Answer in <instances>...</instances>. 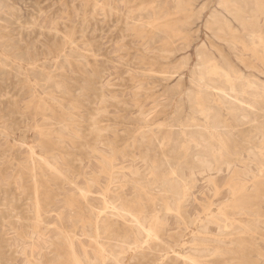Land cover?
Wrapping results in <instances>:
<instances>
[{
	"label": "bare ground",
	"instance_id": "obj_1",
	"mask_svg": "<svg viewBox=\"0 0 264 264\" xmlns=\"http://www.w3.org/2000/svg\"><path fill=\"white\" fill-rule=\"evenodd\" d=\"M197 1L161 0L160 4L152 6V15H148L150 19L147 21L141 14L142 18L137 20L127 16L130 19L126 23L130 26L128 29L141 36H151L154 44L162 41L160 56L167 63L163 79L179 77L166 92L171 97L176 93L181 97L171 119L157 122L154 127L153 119L144 118L120 146L119 129L112 126L106 108L93 109L87 118L77 100L70 101L72 104L68 107L61 104L54 109L46 98L37 94L36 87L41 83L33 81L30 84L29 89L38 102L36 114L43 119L34 122L38 147L43 152L38 154L35 146L28 149L27 165L34 180V214L24 217L26 229L21 234L14 222H8L24 239L35 243L51 228L44 216L38 177H53V180L74 185L84 198V208L90 212L88 219L82 220V235L88 238L89 244L86 245L78 234L77 223L73 229L57 225L59 236L52 241V246L59 255L64 252L62 264H125L128 251H139L143 256L157 255L163 264L165 259L171 261L169 264H256L253 252L258 250L263 254L256 248V234L260 232L264 202V120L261 119L264 117V71L257 65V62L264 63V31L260 23L264 17V0H214L205 26L215 42H202L196 49L193 64L188 56H184L170 66L171 54L190 46L187 27L207 10L205 2L195 7ZM179 14L184 16L182 20L177 19ZM178 39L184 41L177 44ZM67 42H73L72 38L69 37ZM10 55L0 54V62L9 64ZM237 62L251 72L247 73ZM28 66L27 71H36L41 80H51L62 86V82L55 80L50 73L38 71L39 66L31 65V62ZM187 69L189 80L184 78ZM63 92L69 91L66 88ZM51 98L54 100L55 95ZM185 106L190 113L183 117ZM50 111H58L54 120L49 117ZM237 133L242 140L238 139ZM100 146L110 149L111 153L102 151ZM143 147L146 148L143 157L153 164L152 167L146 171L126 172L125 167L116 165L119 154L126 156L127 149L133 152ZM87 149L100 153L102 169L92 176L93 181L88 179L86 186L82 187L73 178L77 171L75 161L82 157L73 151L82 150V155H86L89 153ZM224 168L232 177L228 184L230 199L218 205L217 212L210 208L211 202L205 208L204 216L200 214L191 218L186 203L196 171L220 173ZM102 174L108 177V183L100 193L101 204L97 206L91 201L90 195L94 193L91 188L99 182L97 177ZM211 181L218 194L220 189L215 178ZM129 183L136 191L133 197L126 190ZM144 197L148 203L159 205L150 215L146 214ZM69 202L73 205L71 199ZM45 209H48V215L50 203ZM170 215L180 220L184 230L169 233V240H166ZM17 218L21 216L17 215ZM210 223L218 226L219 234L211 233ZM194 225L196 230H192L190 239H186V230ZM178 246L182 250H178ZM29 258L30 264H36L34 247Z\"/></svg>",
	"mask_w": 264,
	"mask_h": 264
},
{
	"label": "rangeland",
	"instance_id": "obj_2",
	"mask_svg": "<svg viewBox=\"0 0 264 264\" xmlns=\"http://www.w3.org/2000/svg\"><path fill=\"white\" fill-rule=\"evenodd\" d=\"M156 1L0 0V19H2L0 20V54H11L9 64L0 62V264H30L29 256L33 247L36 264H52V262L62 264L64 252L59 255L55 246H52V241L59 236L57 225L73 229L74 224L77 223L78 234L82 236L86 245L89 244L88 238L82 235V220H87L90 215V212L84 208V198L74 185L53 180V177L48 176L38 177V181L44 216L51 224V228L46 231V235L37 238L35 243L27 241L18 234L26 229L27 222L24 217H32L34 214V180L29 174L28 149L30 146H35L38 154L43 152L42 148L38 147L39 138L34 124L35 121L41 122L43 119L36 114L37 98L35 99L29 89L33 81L41 83L36 87L37 94L46 98L54 109L59 108L61 104L68 107L72 104L70 101L77 100L82 104L81 110L87 118L93 109L106 108L112 126L119 129V146L144 118L153 119L155 127L159 122L169 120L176 114L181 95L176 93L171 97L166 91L177 83L179 77L174 76L166 81L163 79L167 63L160 56L159 47L162 41L154 44L151 36L147 34L141 36L136 31L128 29L130 26L126 25L130 20L127 19L128 15L135 17L136 20L138 17L142 18L141 15L144 21L150 19L152 6L160 4L161 0ZM204 2L207 10L200 19H193V23L187 27L190 46L186 50L171 54L170 66L184 56H188L190 63L193 64L197 47L202 42L208 44L215 42L205 26L208 10L213 6L214 0H198L195 7H199ZM183 18V14L177 16L179 20ZM260 23L264 31V17L261 18ZM243 36L241 34V37ZM69 37L73 42H67ZM183 41L184 39H178L177 44ZM239 48H242L241 45ZM30 62L31 65L39 66L38 71L50 73L55 80L62 82V86L59 87L58 83L56 85L51 80H44L48 84L44 88L41 87L46 82L41 80V76L35 73L36 71H27ZM237 63L247 73L251 72L240 62ZM257 65L264 71V63L257 62ZM184 78L189 80V69L185 71ZM141 85L143 88L140 87ZM66 88L69 91L67 93L63 92ZM162 93L165 95L161 96ZM53 95L55 102L51 98ZM102 95L105 96L103 100ZM103 101L105 102L102 104ZM185 109L183 117L190 113L189 108L185 106ZM57 114L58 111H50V119L54 120ZM261 119L264 120V117ZM110 134L114 137L112 132ZM237 135L238 139L242 140V136L238 133ZM146 146L150 147L149 144ZM100 149L108 154L111 153L110 149L103 146H100ZM87 151L89 153L86 155H82V150L73 151L82 157L80 161H75L74 167L77 171L73 177L82 187L86 186L88 179L93 181L92 176L100 173L102 169L100 153H94L91 149ZM145 151L144 147L133 152L132 149H127L126 156L119 154L116 165L125 167L126 172L136 169L146 171L153 164L145 161L143 157ZM151 153L154 154V151ZM212 178H215L220 189L218 194L215 184L211 181ZM97 179L99 182L93 184L91 189L94 193L90 196L93 204L100 206L99 196L108 183V177L102 174ZM231 179L230 172L226 168L220 173L196 171L195 182L186 203L189 216L191 218L200 214L204 216L203 212L211 202L210 208L217 212L218 207L230 199L228 184ZM126 190L130 197L136 192L132 183L127 185ZM70 199L73 205L70 204ZM47 203H50L48 215L46 214L48 209H45ZM143 203L146 205L147 215L159 208V205L148 203L145 197ZM262 208L263 216L259 223L260 232L256 234L258 244L256 248L263 254L261 255L258 250L253 252L256 264H264V202ZM17 215L21 218H17ZM8 221L15 223L13 225H16L18 232ZM181 229L184 230L180 220L170 215L165 239L169 240V233H178ZM209 229L213 234L220 232L214 223L209 224ZM192 230H196L195 225L186 230V239H190ZM88 231L91 232L90 228ZM79 248L81 250L80 246ZM177 248L182 250L179 246ZM125 256V264H163V260L154 254L143 256L139 251H128ZM164 262L171 263L166 259Z\"/></svg>",
	"mask_w": 264,
	"mask_h": 264
},
{
	"label": "snow or ice",
	"instance_id": "obj_3",
	"mask_svg": "<svg viewBox=\"0 0 264 264\" xmlns=\"http://www.w3.org/2000/svg\"><path fill=\"white\" fill-rule=\"evenodd\" d=\"M82 195H84V193H82Z\"/></svg>",
	"mask_w": 264,
	"mask_h": 264
}]
</instances>
